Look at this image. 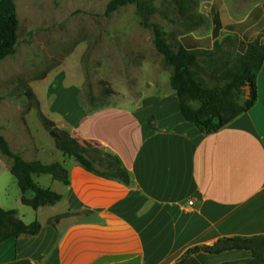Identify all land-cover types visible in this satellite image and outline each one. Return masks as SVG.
<instances>
[{
    "label": "crops",
    "instance_id": "crops-1",
    "mask_svg": "<svg viewBox=\"0 0 264 264\" xmlns=\"http://www.w3.org/2000/svg\"><path fill=\"white\" fill-rule=\"evenodd\" d=\"M254 13L237 24L238 29L219 20L215 28L254 42L252 30L263 20L250 23ZM214 30L211 45L216 40ZM191 37H182L181 45L198 49ZM74 95L78 100V90ZM257 98L249 112L212 134L185 120L175 90L145 101L152 104L146 109L125 100L87 110L78 101L61 112L39 98L44 114L81 145L109 149L130 172L132 184L90 173L60 151L69 185L60 182V189H52L57 182L52 176L33 177L37 182L36 177L50 176L52 181L38 184L63 199L35 210L42 225L39 235L11 238L0 245V264L244 262L237 251L182 256L190 248L214 246L221 239L264 235V63L257 78ZM152 116L157 129L149 124ZM38 137L35 156L21 154L23 159L56 163L45 161L59 151L56 144L45 145Z\"/></svg>",
    "mask_w": 264,
    "mask_h": 264
},
{
    "label": "rangeland",
    "instance_id": "rangeland-1",
    "mask_svg": "<svg viewBox=\"0 0 264 264\" xmlns=\"http://www.w3.org/2000/svg\"><path fill=\"white\" fill-rule=\"evenodd\" d=\"M111 1L16 0L20 19L17 50L0 63V133L13 152L33 158L37 135L45 145L56 144L40 122L34 102L26 95L29 88L46 106L61 112L78 101L87 110L125 100L146 109L152 104L145 101L161 99L173 90L171 69L163 64L155 48L152 28L142 23L139 4H128L107 15ZM148 2L157 9L149 23L161 27L174 48L181 45L182 37L191 34L196 48L213 49L211 33L218 20L225 25L234 23L238 29L237 24L254 11L250 23H257L261 17L263 20L252 30V39L264 42V0H194L195 12L205 21L192 30L186 28L173 0ZM230 35L237 34L219 31V42ZM241 41L240 46L232 48L231 66H237L245 52V41ZM86 146L97 160L113 159L105 147ZM62 156L60 151H54V157L45 161L61 163ZM11 165L12 160L0 152V207L16 210L18 218L26 224L33 223L36 211L21 203L22 192L10 171ZM35 179L40 185L52 181L50 176ZM60 186L57 181L50 187Z\"/></svg>",
    "mask_w": 264,
    "mask_h": 264
},
{
    "label": "trees",
    "instance_id": "trees-1",
    "mask_svg": "<svg viewBox=\"0 0 264 264\" xmlns=\"http://www.w3.org/2000/svg\"><path fill=\"white\" fill-rule=\"evenodd\" d=\"M185 26L192 30L204 24V18L195 12L194 0H173ZM139 4V14L145 27L152 28L154 45L163 58V64L171 69L170 84L175 90L179 109L185 120L192 123L205 134L220 131L239 116L249 112L257 105V78L264 63V42L259 39L245 43V52L237 66H231L232 48L243 42L238 35L226 36L219 42L220 26L214 30L213 49H187L180 45L174 48L167 40V34L158 25L149 23V17L157 9L148 0H112L106 9L109 15L128 4ZM20 19L16 0H0V63L16 53L19 42ZM26 95L35 104L38 118L46 131L56 130L60 138L56 139V148L65 157L75 159L84 169L97 176L132 184L130 172L122 166L118 158L97 160L89 154L88 146L81 145L67 131L56 127L41 109V102L29 88ZM1 100V99H0ZM152 116L149 124L157 129ZM1 130V128H0ZM0 152L12 160L10 171L16 178L22 192L23 205L38 210L41 207L59 203L63 196L55 191L42 188L34 175H50L56 181L70 184L69 172L59 162L49 165L41 161H26L12 151L8 140L0 133ZM34 196L28 198L27 194ZM60 217L55 219L58 222ZM42 225L35 221L26 224L18 218L16 210H5L0 207V245L21 236L34 237L40 234ZM222 254L239 252L241 260L249 264H264V235L252 238H225L214 246L193 247L182 256L183 259L199 252ZM17 264H33L30 260H20Z\"/></svg>",
    "mask_w": 264,
    "mask_h": 264
},
{
    "label": "water",
    "instance_id": "water-1",
    "mask_svg": "<svg viewBox=\"0 0 264 264\" xmlns=\"http://www.w3.org/2000/svg\"><path fill=\"white\" fill-rule=\"evenodd\" d=\"M49 133L55 139H59L60 138V136H59V134L57 133L56 130H51Z\"/></svg>",
    "mask_w": 264,
    "mask_h": 264
},
{
    "label": "built area",
    "instance_id": "built-area-1",
    "mask_svg": "<svg viewBox=\"0 0 264 264\" xmlns=\"http://www.w3.org/2000/svg\"><path fill=\"white\" fill-rule=\"evenodd\" d=\"M189 204H190V205H193V202H190Z\"/></svg>",
    "mask_w": 264,
    "mask_h": 264
}]
</instances>
